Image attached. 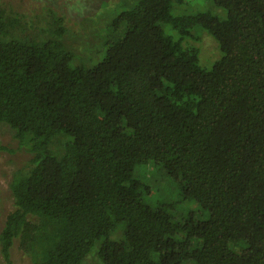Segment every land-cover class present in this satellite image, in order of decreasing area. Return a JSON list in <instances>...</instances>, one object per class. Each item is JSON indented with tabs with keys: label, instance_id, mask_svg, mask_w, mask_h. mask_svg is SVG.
<instances>
[{
	"label": "trees",
	"instance_id": "16d2710c",
	"mask_svg": "<svg viewBox=\"0 0 264 264\" xmlns=\"http://www.w3.org/2000/svg\"><path fill=\"white\" fill-rule=\"evenodd\" d=\"M184 1L114 2L87 64L57 12L0 0V123L31 156L6 264L16 242L31 264H264V0H212L225 18L173 14ZM195 26L219 43L210 69ZM151 161L206 218L145 199Z\"/></svg>",
	"mask_w": 264,
	"mask_h": 264
},
{
	"label": "rangeland",
	"instance_id": "374dc122",
	"mask_svg": "<svg viewBox=\"0 0 264 264\" xmlns=\"http://www.w3.org/2000/svg\"><path fill=\"white\" fill-rule=\"evenodd\" d=\"M10 2L16 9L28 15H39L36 19L52 17V11L63 17L66 26L67 42L82 57L87 64H92L89 57L94 55L100 45L102 22L111 19V10L114 2L109 0L103 5V0H4ZM198 11H209L221 18L226 17V11L214 4L212 0H185L183 4L173 8L172 13L188 15ZM94 21V22H93ZM168 31H171L168 28ZM193 33L198 36L195 46L199 48V64L204 69H210L215 61L222 57L218 41L201 26H195ZM193 39H186L191 43ZM192 44V43H191ZM96 57V56H94ZM14 130L7 124L0 123V146L6 148L0 152V232L2 231L6 216L13 210V196L10 183L13 173L25 167L30 154L18 144L14 137ZM136 178L150 188L145 199L151 204L168 202L173 205L175 217L179 218L189 211L194 212L197 219L207 217V211L201 209L192 201L181 202L179 198V185L165 169L155 162L140 164L135 169ZM13 264H31L29 257L18 247V242L11 248ZM0 264H6L0 253ZM193 264V263H192Z\"/></svg>",
	"mask_w": 264,
	"mask_h": 264
}]
</instances>
